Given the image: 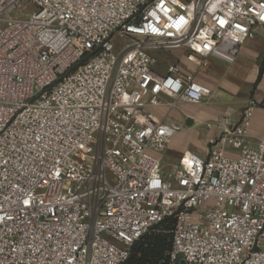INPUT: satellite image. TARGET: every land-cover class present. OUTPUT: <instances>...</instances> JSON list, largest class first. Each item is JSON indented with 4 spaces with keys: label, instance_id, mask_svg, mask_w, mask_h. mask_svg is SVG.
<instances>
[{
    "label": "built area",
    "instance_id": "1",
    "mask_svg": "<svg viewBox=\"0 0 264 264\" xmlns=\"http://www.w3.org/2000/svg\"><path fill=\"white\" fill-rule=\"evenodd\" d=\"M258 28L264 0H0V264H124L149 234L168 264H264V98L161 161Z\"/></svg>",
    "mask_w": 264,
    "mask_h": 264
},
{
    "label": "crops",
    "instance_id": "2",
    "mask_svg": "<svg viewBox=\"0 0 264 264\" xmlns=\"http://www.w3.org/2000/svg\"><path fill=\"white\" fill-rule=\"evenodd\" d=\"M197 78L212 89L214 96L221 97L220 93L223 95L226 107L231 112V123L239 122L240 112L246 108L249 100L260 103L264 98V29H256L255 36L241 45L234 63L226 64L221 60L213 59L207 73L198 75ZM219 97L216 98L217 101H221ZM212 100L201 105H181L180 112L173 117L170 116L174 122L190 123L189 126L182 128L170 144V147L176 150L177 157L182 151L188 150L187 145L193 140L194 127L205 123L214 126L210 131L204 128L205 134L198 136L202 146L209 137L217 136L221 132L218 121L227 109L225 107L221 110L215 107ZM151 111L159 118L165 113L164 108H155ZM245 129L248 146L256 147L264 134V105L250 109Z\"/></svg>",
    "mask_w": 264,
    "mask_h": 264
},
{
    "label": "trees",
    "instance_id": "3",
    "mask_svg": "<svg viewBox=\"0 0 264 264\" xmlns=\"http://www.w3.org/2000/svg\"><path fill=\"white\" fill-rule=\"evenodd\" d=\"M170 234H149L136 243L124 264H168Z\"/></svg>",
    "mask_w": 264,
    "mask_h": 264
},
{
    "label": "rangeland",
    "instance_id": "4",
    "mask_svg": "<svg viewBox=\"0 0 264 264\" xmlns=\"http://www.w3.org/2000/svg\"><path fill=\"white\" fill-rule=\"evenodd\" d=\"M29 12H31V10L29 11ZM220 95H221V97H219L220 99H221V101H217L216 99L215 100H212V102H214V106L215 107H217V108H219V109H221V110H223L226 106H227V104H225L226 103V100L224 101V97H223V95L220 93ZM217 99H218V97L217 96H215ZM224 98V99H223ZM221 102V103H220ZM213 107V106H212ZM180 109L181 108H176L174 111H172L170 114V116L171 117H173V115L174 114H177V113H179L180 112ZM225 109H227V107L225 108ZM206 124V123H205ZM205 124L204 125H200V126H196V127H194L192 130H193V133H194V135H193V140H192V142H190L188 145H187V149L189 150V151H191V152H194V153H196V154H198V155H200V153H201V150H202V148H203V146L200 144L201 142L199 141V139H198V136L199 135H204L205 134V130H204V128H205ZM185 128H188V127H185ZM225 150L227 151V152H231V153H236L237 154V151H235V150H232L231 148H229V147H226L225 148ZM176 150H174V148H171L170 146H168L167 147V149L162 153V155H161V161H162V163L163 164H169V166H171V165H175V164H177V159H178V157L176 156V152H175ZM234 151V152H233ZM181 154V153H180Z\"/></svg>",
    "mask_w": 264,
    "mask_h": 264
},
{
    "label": "water",
    "instance_id": "5",
    "mask_svg": "<svg viewBox=\"0 0 264 264\" xmlns=\"http://www.w3.org/2000/svg\"><path fill=\"white\" fill-rule=\"evenodd\" d=\"M184 124H185V126H189V125H190V123H189V122H185Z\"/></svg>",
    "mask_w": 264,
    "mask_h": 264
}]
</instances>
